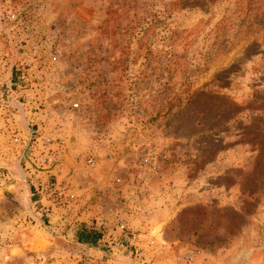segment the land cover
Instances as JSON below:
<instances>
[{"label": "rangeland", "instance_id": "obj_1", "mask_svg": "<svg viewBox=\"0 0 264 264\" xmlns=\"http://www.w3.org/2000/svg\"><path fill=\"white\" fill-rule=\"evenodd\" d=\"M0 264H264V0H0Z\"/></svg>", "mask_w": 264, "mask_h": 264}, {"label": "trees", "instance_id": "obj_2", "mask_svg": "<svg viewBox=\"0 0 264 264\" xmlns=\"http://www.w3.org/2000/svg\"><path fill=\"white\" fill-rule=\"evenodd\" d=\"M12 83H13V78H12ZM88 236L91 237V240L93 242H98V240L101 238L100 234L98 232H96L95 230H89L87 232Z\"/></svg>", "mask_w": 264, "mask_h": 264}, {"label": "built area", "instance_id": "obj_3", "mask_svg": "<svg viewBox=\"0 0 264 264\" xmlns=\"http://www.w3.org/2000/svg\"><path fill=\"white\" fill-rule=\"evenodd\" d=\"M88 164H89V165L93 164V161H92L91 159L88 160Z\"/></svg>", "mask_w": 264, "mask_h": 264}]
</instances>
